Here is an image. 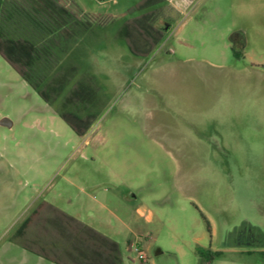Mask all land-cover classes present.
<instances>
[{
    "label": "rangeland",
    "instance_id": "374dc122",
    "mask_svg": "<svg viewBox=\"0 0 264 264\" xmlns=\"http://www.w3.org/2000/svg\"><path fill=\"white\" fill-rule=\"evenodd\" d=\"M72 1L111 19L69 46L50 94L0 54V264L20 263L13 237L44 202L115 242V264L263 261L264 0Z\"/></svg>",
    "mask_w": 264,
    "mask_h": 264
},
{
    "label": "trees",
    "instance_id": "16d2710c",
    "mask_svg": "<svg viewBox=\"0 0 264 264\" xmlns=\"http://www.w3.org/2000/svg\"><path fill=\"white\" fill-rule=\"evenodd\" d=\"M69 1L74 9L63 0H0V54L43 96V91L50 94L69 46L90 33L98 34V17ZM232 49L238 56L235 45ZM197 251L203 255L200 248Z\"/></svg>",
    "mask_w": 264,
    "mask_h": 264
},
{
    "label": "crops",
    "instance_id": "0c3cea01",
    "mask_svg": "<svg viewBox=\"0 0 264 264\" xmlns=\"http://www.w3.org/2000/svg\"><path fill=\"white\" fill-rule=\"evenodd\" d=\"M106 1L98 0L101 4ZM175 6L181 10L183 3L177 1ZM110 19L108 16H99L98 31L107 25ZM143 22L138 23L141 30L143 29L141 26L146 23ZM141 30L136 29L130 35L131 38L129 36L130 44L135 52H143L149 45V38L146 37L148 40L141 41L138 37L137 33ZM97 35L96 33H90L88 37L80 38L75 44L84 41L89 42L93 37L97 39ZM69 51L64 54L63 59L67 58ZM259 215L262 216V210H259ZM244 222L246 227L257 230L260 234L262 233V226L254 223L257 221L253 222L245 219ZM89 233L92 235H89ZM98 237L104 239L102 235L94 232L88 224L73 215L67 207L55 202H44L22 222L13 238L21 253L19 264H80L82 261L88 263V261H91L90 252L92 251L96 254L94 262L96 261L98 264H115L119 252L117 244L109 241L108 244L104 242L105 245L102 246V241L98 240ZM247 244L255 243L249 241ZM255 246L261 247L262 244H255ZM73 251L78 256H74ZM260 251H262V247ZM248 264H264V260L251 261Z\"/></svg>",
    "mask_w": 264,
    "mask_h": 264
},
{
    "label": "flooded vegetation",
    "instance_id": "af4514ba",
    "mask_svg": "<svg viewBox=\"0 0 264 264\" xmlns=\"http://www.w3.org/2000/svg\"><path fill=\"white\" fill-rule=\"evenodd\" d=\"M232 41H233V44H238L240 47L242 46V39L240 37H238V35H232ZM257 230H252L250 229L249 227H244L240 230L239 232V236L242 240L243 243H246V240H249L251 241L252 243H255V244H262V241L263 239L260 238V233L257 234L256 232ZM246 238V236H248ZM251 238V240L249 239Z\"/></svg>",
    "mask_w": 264,
    "mask_h": 264
},
{
    "label": "water",
    "instance_id": "95a60500",
    "mask_svg": "<svg viewBox=\"0 0 264 264\" xmlns=\"http://www.w3.org/2000/svg\"><path fill=\"white\" fill-rule=\"evenodd\" d=\"M164 29H167V26L164 25L163 27ZM0 124L4 125V126H11L12 125V121L10 120L9 117L7 116H3L2 118H0Z\"/></svg>",
    "mask_w": 264,
    "mask_h": 264
}]
</instances>
